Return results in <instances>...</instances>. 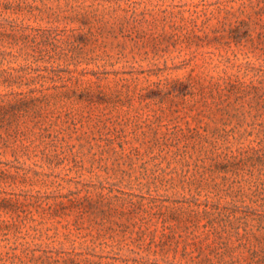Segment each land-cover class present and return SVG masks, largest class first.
<instances>
[{"label":"rangeland","instance_id":"rangeland-1","mask_svg":"<svg viewBox=\"0 0 264 264\" xmlns=\"http://www.w3.org/2000/svg\"><path fill=\"white\" fill-rule=\"evenodd\" d=\"M0 264H264V0H0Z\"/></svg>","mask_w":264,"mask_h":264}]
</instances>
